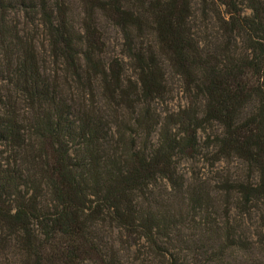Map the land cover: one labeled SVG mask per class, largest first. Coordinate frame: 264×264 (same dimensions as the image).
Returning <instances> with one entry per match:
<instances>
[{
  "label": "trees",
  "instance_id": "trees-1",
  "mask_svg": "<svg viewBox=\"0 0 264 264\" xmlns=\"http://www.w3.org/2000/svg\"><path fill=\"white\" fill-rule=\"evenodd\" d=\"M78 1L75 34L68 0H0V264H184L180 206L144 204L201 133L213 165L244 175L221 178L223 214L180 178L204 233L191 264H264V0ZM101 17L125 54L108 56ZM167 70L190 100L161 115Z\"/></svg>",
  "mask_w": 264,
  "mask_h": 264
},
{
  "label": "rangeland",
  "instance_id": "rangeland-1",
  "mask_svg": "<svg viewBox=\"0 0 264 264\" xmlns=\"http://www.w3.org/2000/svg\"><path fill=\"white\" fill-rule=\"evenodd\" d=\"M70 5V24L73 28L75 34L82 30V18L83 11L81 4L78 0H68ZM195 11L200 13V0H193ZM100 27L102 28L106 41L108 43V56H118L119 54H125L126 48L124 47V40L122 39L118 29L114 28L110 22L106 21L104 18L99 20ZM37 38L39 40V45L41 51L43 50V44L45 42V37L42 34H38ZM148 42L153 41V35L149 34L147 37ZM44 52V51H43ZM126 74L131 78H135V71L131 64L126 65ZM168 78V95L164 101L156 104V111L161 114H167L172 112H177L181 107H185L190 100V97L184 91V85L180 78L175 77L171 71L167 70ZM101 103L103 102L100 99ZM209 134V132H208ZM201 148L199 155L196 159H181L177 158V170H178V183L176 185H170L166 181H159L153 187V194L150 197V202H145L144 207L147 204L154 205V208L173 211L177 206H180V210H176L175 213H180L178 215V228L175 230V250L183 258L184 264H191L192 260L197 256V247L204 244L203 231L196 228L197 224L193 222L194 213L186 208L183 204L182 194H180V178L184 177L186 184L191 185L192 188L195 184H200L203 190H207L211 194V200L208 204L210 206V213L218 212L220 214L224 213L225 205L228 202V195L225 191L220 190V181L222 177L229 175H244V171L237 163H217L213 165L211 149L207 148V138L206 133H201ZM154 137H157V133H154ZM199 180H201L199 182ZM186 197V196H185ZM185 205V206H184ZM156 206V207H155ZM203 216V215H202ZM244 232L247 234L246 230ZM212 246L216 250L223 247V242L218 237H215L211 241ZM211 247V246H210ZM201 252V251H200ZM234 254V251H229ZM123 264H141L137 261V256L129 255L128 253H122ZM243 255L242 252L240 253ZM249 256V255H246ZM146 256L143 258L145 259ZM147 258V257H146ZM145 261L144 264H157ZM227 264V263H226ZM233 264V263H232Z\"/></svg>",
  "mask_w": 264,
  "mask_h": 264
}]
</instances>
